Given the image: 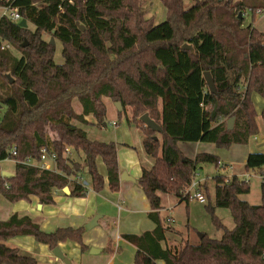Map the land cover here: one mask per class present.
I'll list each match as a JSON object with an SVG mask.
<instances>
[{"label": "trees", "instance_id": "obj_1", "mask_svg": "<svg viewBox=\"0 0 264 264\" xmlns=\"http://www.w3.org/2000/svg\"><path fill=\"white\" fill-rule=\"evenodd\" d=\"M162 2L167 18L152 27L142 0H16L14 5L35 30L0 18V105L7 107L0 122V163L12 159L13 145L20 161L40 158L41 148L47 146L55 150L59 169L17 163L15 176L6 179L0 166V194L12 203L35 195L41 204H53L54 191L65 187H70L72 196H85L88 186L69 181L85 174L92 189L101 192L106 183L99 161L106 168L110 190L118 192V145L92 140L82 127L90 124V116L98 125L106 124L104 98H110L122 104V112L130 110L128 121L144 132V150L152 161L143 168L138 183L150 201L148 217L155 228L122 235L137 247L134 264L159 260L164 264H264V180L262 202L253 205L240 198L250 193L249 180L214 177L215 201L207 208L223 230L221 239L203 234L198 244L170 245L173 219L161 215L162 195L189 201L187 189L198 167L220 165L219 158L208 153L189 158L180 150V142L215 143L228 149L248 143L259 133L254 96L264 99V32L256 29L255 19L245 25V16L250 11L254 18L262 4L259 0H194L186 7L185 0ZM51 38L63 44L62 65L55 63ZM184 44L194 51L184 49ZM205 72L211 73L217 93L210 91ZM75 100L81 113L74 108ZM145 113L162 127L160 138L155 139L158 133L140 120ZM231 118L235 122L229 129ZM245 168H264V153L250 154ZM201 189L210 198L207 187ZM216 207L230 209L233 229L215 215ZM84 231L44 232L31 217L12 213L0 220V264H38L35 257L8 246L18 236H33L51 250L72 241L85 252ZM104 251L113 253L115 248L110 243Z\"/></svg>", "mask_w": 264, "mask_h": 264}, {"label": "crops", "instance_id": "obj_2", "mask_svg": "<svg viewBox=\"0 0 264 264\" xmlns=\"http://www.w3.org/2000/svg\"><path fill=\"white\" fill-rule=\"evenodd\" d=\"M261 101L263 99L258 96L255 102L257 103L256 106ZM110 108V105H108V113L111 112ZM263 108L264 106L257 107L259 133L251 137L246 144H234L228 149L218 148L215 143L207 142H180L178 146L189 158H195L198 154L203 153L217 156L220 160V165L219 168L215 165V176H238L241 179L249 180L252 186V180H250V177H253L251 176V170H246L245 166L250 154L264 153ZM90 123H94V121H90ZM110 123V125L115 123L113 125L115 127L119 125L116 120H112ZM102 126L103 128L107 127V123ZM147 160L149 161L150 159L147 158ZM118 161L120 176L126 172L135 179V181L121 180L118 192L110 190L106 170L104 172L100 171L105 177L106 183L104 190L101 192H95L83 175L85 183L87 182V185H85L88 186V192L85 196H72L69 187V193L64 190L54 191L55 202L53 204L43 205L35 195H32L27 200H20L15 203L3 197L5 203L0 200V220H7L12 213H18L21 217H31L40 225L44 232H55L59 228H85L83 241L88 247L87 251L83 252L81 245L76 242L67 241L59 244L66 256L72 259L73 264H134L137 247L125 240L122 235L142 234L155 228V224L148 217V213L151 211L150 201L138 183L143 173V168L150 167L152 161L150 160L147 165L142 164L136 150L129 146H118ZM100 165L105 167L103 162L99 161V170ZM223 171H226V173ZM259 171H261V175L255 177H260L259 179L262 178L264 180V168ZM195 180L201 186L205 185L207 187L206 179L197 180L195 178ZM162 198H164V195H162ZM174 204L178 205L181 202L175 201ZM164 211H166L165 206L161 210V215ZM94 217H98V223L93 228L88 229L86 225ZM187 241L190 242V240ZM110 243L115 248V252L107 254L104 250ZM7 244L10 247L18 248L22 255L35 257L38 260V264H64L61 260L56 259L53 250L48 245L38 243L33 236H18ZM92 249L100 250V252L92 253ZM157 264H164V261L159 260Z\"/></svg>", "mask_w": 264, "mask_h": 264}, {"label": "rangeland", "instance_id": "obj_3", "mask_svg": "<svg viewBox=\"0 0 264 264\" xmlns=\"http://www.w3.org/2000/svg\"><path fill=\"white\" fill-rule=\"evenodd\" d=\"M193 3L194 0H185L186 7H190L191 5H193ZM259 3L262 4V12L257 13L254 18L250 11L247 12L245 16V25H249L255 19L254 26L256 27V29L260 32H264V0H259ZM142 10L144 11L146 18L149 20V27L158 25L167 18L162 0H142ZM1 14L2 11L0 9V17ZM28 26L31 30H35L34 25L28 24ZM44 38H49V35L44 34ZM54 60L58 65H62L65 62V58L63 56V44L60 40L55 41ZM257 98L258 96H254L255 102ZM104 102L107 107L108 105H110L111 107V112H107V127L103 128L102 125H98L94 122L90 124H83V129H85L89 133V136L90 138H92V140L115 142L120 147H131L132 149L136 150L141 163L147 165L150 160H147L148 157L146 156L144 150L145 134L135 123L132 122V120L130 122L128 121V119L131 117L130 110H128V112L126 113L122 112V114L119 115L120 112L117 110V107L115 105L116 102H113L110 98H104ZM258 106L259 108L261 106H264V99ZM74 108L77 112L81 113L82 107L78 100L74 101ZM6 111L7 107L5 105H2L0 107V122ZM88 119L90 121H94L92 117ZM112 120H116L119 125L117 127L113 126L115 123L110 125V122ZM157 137L160 138V134H158ZM71 156L73 158H78L75 153H73ZM0 166L3 171L12 173H15L16 171V163L12 159L2 161L0 163ZM105 170V167H100L101 172H104ZM214 172L216 173L215 164L210 163H207L203 167H198L196 171L197 180L206 179L207 181L208 194L210 198L207 197L208 201L206 203H201L198 200L191 198L189 201H184L181 202V204L175 205V201H178L175 197L164 195L163 202L166 211L162 213V216L171 217L174 221L171 224L173 231L168 232L170 245L178 246L182 242H185L187 240H190L191 243L196 244L200 240L201 233L207 234L213 239L222 238L223 230L219 229L218 226H216L215 222L213 221L212 215L207 208L209 204L213 205L215 201L214 197L216 182L214 180ZM223 172L226 173V171ZM251 173V176H253L252 178L250 177V180H252V191L249 194L241 195L240 198L244 201L259 205L262 202L261 183L263 180L262 178L259 179L260 177L256 178L255 176H260L261 171H254L252 169ZM84 176L86 177V180H90V177L87 174H85ZM193 196L194 193L191 194V197ZM3 197L4 196L0 194V200L4 201L5 203ZM215 215L228 229L231 230L235 227V221L230 209L216 207ZM68 258L72 261L69 256Z\"/></svg>", "mask_w": 264, "mask_h": 264}, {"label": "built area", "instance_id": "obj_4", "mask_svg": "<svg viewBox=\"0 0 264 264\" xmlns=\"http://www.w3.org/2000/svg\"><path fill=\"white\" fill-rule=\"evenodd\" d=\"M4 4L0 6V9L2 11L1 17H8L9 19L13 20L14 22H20L23 17L20 12L19 7H17L15 4L16 0H2ZM72 2V1H70ZM262 11H258V13H261ZM0 17V18H1ZM6 47H9V45H6ZM115 125V124H114ZM66 153L68 155L71 154V149L67 148ZM10 155L12 157V160L17 164V163H23L29 166H36L42 170H50L57 172L59 171L58 166H57V154L54 149L50 147H42L41 148V153H40V158L34 159V158H26L23 161H20L18 159V148L17 146L13 145L10 149ZM69 181L71 183H80V184H85V178L83 175H78L76 177H71L69 178ZM5 186L9 188L8 183H5ZM187 193L190 194V199L194 198L198 200L201 203H206L207 199L206 196L203 194L202 189H201V184L197 182L196 180L192 181L190 187L187 189ZM194 193V196L191 197V194Z\"/></svg>", "mask_w": 264, "mask_h": 264}, {"label": "water", "instance_id": "obj_5", "mask_svg": "<svg viewBox=\"0 0 264 264\" xmlns=\"http://www.w3.org/2000/svg\"><path fill=\"white\" fill-rule=\"evenodd\" d=\"M239 16L242 17V14H240ZM19 25H20L21 27H28L27 19L23 18V19L19 22ZM83 29H84V28H83ZM51 44H52V45H55V39H54V38H51ZM183 48H184V49H189V50L194 51L193 47H192L190 44H184V45H183ZM204 77H205V80H206V82H207V84H208V87H209L210 91H211L212 93H214V94L217 93L216 85H215V82H214V79H213L211 73H210V72H205V73H204ZM9 78H10V76H9ZM10 81L13 82L12 79H11ZM115 105H116V107H117V110H118L119 112H122V110H123L122 104H121L120 102H116ZM0 107H1V105H0ZM140 120L145 124V126L149 127L152 131H154V132H156V133H158V134L163 133V129H162V127H161L158 123H156V121H154V120L150 117V115H149L148 113H145L144 115H142V116L140 117ZM234 122H235V118H231V119H229V121H228V128H229V129H232V128H233V126H234ZM155 139H158V137L155 136ZM2 176H3L4 178H6V179H10V178H12V177L15 176V173L8 172V171H3V172H2ZM121 180H124V181H126V180L135 181V179H134L133 177L129 176L126 172L122 173V175H121ZM85 184L87 185V182H86ZM68 189H69V187H65V188H64V191H65L66 193H69ZM97 223H98V217H94V219H93L92 221H90V222L86 225V227H87L88 229H91V228H93L94 226H96ZM203 236H204V235L201 233V234H200V238H202ZM91 252H92V253H98V252H100V250L92 249ZM53 254H54V256L56 257L57 260H61L64 264H73L72 261H71V260L66 256V254L62 251V249L60 248V246H58V247H56L55 249H53Z\"/></svg>", "mask_w": 264, "mask_h": 264}]
</instances>
